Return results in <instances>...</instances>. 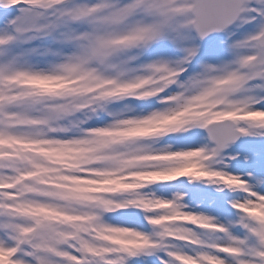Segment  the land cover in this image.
<instances>
[{
	"label": "snow or ice",
	"instance_id": "6c2138e0",
	"mask_svg": "<svg viewBox=\"0 0 264 264\" xmlns=\"http://www.w3.org/2000/svg\"><path fill=\"white\" fill-rule=\"evenodd\" d=\"M130 99L162 108H110ZM256 105L264 0H0V264H264V144L245 149L248 179L225 163L264 139ZM179 179L242 193L224 197L235 218L151 191Z\"/></svg>",
	"mask_w": 264,
	"mask_h": 264
},
{
	"label": "rangeland",
	"instance_id": "374dc122",
	"mask_svg": "<svg viewBox=\"0 0 264 264\" xmlns=\"http://www.w3.org/2000/svg\"><path fill=\"white\" fill-rule=\"evenodd\" d=\"M4 15H8V13H2ZM248 29V26H245L244 29L240 30V33L245 32ZM238 33V36L239 34ZM238 37H233V39H236ZM224 39L223 35L217 39ZM227 59V57H226ZM191 71V69L189 70ZM174 91L173 89H170ZM162 95V94H161ZM125 105H130L134 111L132 113H129V115H146L151 111L158 110L162 108V105L156 102V99H150L147 101H137V100H126L122 102H117L114 105H110V108L113 109H121ZM264 105H256V108H262ZM110 122V118L107 116L101 115L99 118H94L92 120H89L88 123L85 125V127H99L103 126L105 123ZM171 135V134H170ZM166 141L168 143H173V147H178L180 145L174 143L169 136H166L163 138V141L160 145H157V147L163 146V142ZM207 143L206 140V134L203 131L199 132V139L196 143H193L191 147H197L200 144ZM264 144V139L256 138V137H250L245 136L243 140H241L239 143H234L226 150V155H235L237 156L236 161L229 162L225 160V163L229 164V170L232 172V174L239 175L243 179H248L247 176H245L246 172H253V169L251 167H248L245 163V149L259 145ZM216 167H219L217 165ZM180 180V179H179ZM178 181V180H176ZM176 181L166 184H156L151 186V191L155 192L158 197H162L165 199H170L173 194L180 193L185 195L184 202L187 203L188 209H191L196 212H203L206 215H211L216 217L217 220H219L221 223H225V215L228 216L229 219L235 218V213L232 209L227 207V203L224 201L225 195L228 197V199H242L243 194L240 192H231V193H217L215 192L211 186L193 183V184H177ZM250 184L254 183V181L249 180ZM185 189H196V190H202L207 193L213 198H216L218 202L223 206V208L226 210L224 214H221L217 211L214 207H209L206 203H202L200 200H193L191 203L188 202L187 195L185 194ZM257 191L264 192V184L260 185L257 189ZM108 223L116 224L119 223L120 219H122L119 216V213H113L108 214L104 218ZM143 225L142 217L137 216V224L134 225L135 227L139 228L142 231H150L147 227H141ZM128 226V225H125ZM152 259V258H149Z\"/></svg>",
	"mask_w": 264,
	"mask_h": 264
},
{
	"label": "water",
	"instance_id": "95a60500",
	"mask_svg": "<svg viewBox=\"0 0 264 264\" xmlns=\"http://www.w3.org/2000/svg\"><path fill=\"white\" fill-rule=\"evenodd\" d=\"M220 35L221 34H213V36L209 37L208 39L209 40H216ZM244 137L245 136L240 137L239 139H237V141L235 143L241 141ZM176 183L177 184H188V182L186 180H184V179H180V180L176 181Z\"/></svg>",
	"mask_w": 264,
	"mask_h": 264
},
{
	"label": "clouds",
	"instance_id": "9594fccd",
	"mask_svg": "<svg viewBox=\"0 0 264 264\" xmlns=\"http://www.w3.org/2000/svg\"><path fill=\"white\" fill-rule=\"evenodd\" d=\"M261 118L264 119V114H261ZM165 219H178V217L173 216V217H167Z\"/></svg>",
	"mask_w": 264,
	"mask_h": 264
}]
</instances>
